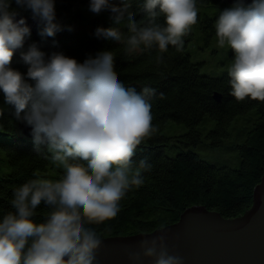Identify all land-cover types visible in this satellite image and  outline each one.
I'll return each mask as SVG.
<instances>
[{
	"label": "clouds",
	"instance_id": "clouds-1",
	"mask_svg": "<svg viewBox=\"0 0 264 264\" xmlns=\"http://www.w3.org/2000/svg\"><path fill=\"white\" fill-rule=\"evenodd\" d=\"M89 0L88 9L106 17L94 37L125 45V53L156 48L157 63L169 46L177 51L197 22L198 0ZM56 0H0V115L11 106L16 120L31 126L37 152L50 154L60 172L56 178L34 173L12 187L10 208L0 210V264H96L102 235L96 225L113 218L129 189L145 182L152 168L148 157L134 159L137 146L157 131L151 97L163 96L145 84L125 86L112 70V54L102 51L83 60L63 51L46 53L38 41H25L29 11L41 39L71 25L62 24ZM136 11L145 13L136 19ZM213 20L216 44L233 50L226 66L230 94L264 100V0H233ZM126 33V35L122 34ZM26 71L11 66L14 52ZM20 130V129H19ZM41 145L46 150L41 149ZM46 206L41 218L37 208ZM155 233V232H154ZM141 256L151 264H184L165 244V232H144Z\"/></svg>",
	"mask_w": 264,
	"mask_h": 264
},
{
	"label": "trees",
	"instance_id": "trees-1",
	"mask_svg": "<svg viewBox=\"0 0 264 264\" xmlns=\"http://www.w3.org/2000/svg\"><path fill=\"white\" fill-rule=\"evenodd\" d=\"M88 2L56 0L58 20L71 25V30L65 27L43 40L38 31L36 35L31 33L25 47L35 40L46 53L63 51L78 60L110 51L113 73L126 87L139 91L148 84L157 93H164L151 97L152 122L157 131L137 146L134 156H146L152 162V168L144 173L145 182L129 189L115 217L91 226L102 237L150 232L177 221L187 207L196 204L217 210L227 218L242 214L251 205L254 187L264 173V100H237L230 94L227 73H202L200 63L192 60L188 50L189 32L183 37L182 50L170 45L161 63L156 61V48L126 54L123 43L99 41L93 35L95 29L109 25L104 16L82 15L79 7L88 6ZM231 4L229 0H198L197 20L206 37L215 34L212 22L218 9ZM111 6L122 5L111 0ZM136 10L134 5L136 19L145 15ZM11 66L26 71L19 50L14 52ZM215 92L220 94L219 99L214 97ZM167 120L182 123L186 131L174 136L162 134ZM19 122L13 117L11 106H6L0 115V147L5 151L0 153V210L11 207L12 187L33 178L34 173L47 178L58 176L47 172L53 166L48 154L36 151L33 139L19 130ZM199 143L209 148L226 147L233 151L234 163L208 160L189 147ZM178 145L182 147L177 148ZM44 147L41 145L42 150ZM173 148L175 152L170 154L168 150ZM46 210L42 202L37 218Z\"/></svg>",
	"mask_w": 264,
	"mask_h": 264
},
{
	"label": "water",
	"instance_id": "water-1",
	"mask_svg": "<svg viewBox=\"0 0 264 264\" xmlns=\"http://www.w3.org/2000/svg\"><path fill=\"white\" fill-rule=\"evenodd\" d=\"M21 14L36 35L37 22L30 13ZM214 97L219 99L220 94L215 92ZM18 128L32 138L30 125L20 121ZM159 231L165 232L166 246L181 255L184 264H264V173L254 187L251 205L242 214L227 218L196 204L187 207L177 221L148 233ZM143 233L102 237L96 264H133L129 253L142 252L138 242L145 238ZM136 264H151V258L141 256Z\"/></svg>",
	"mask_w": 264,
	"mask_h": 264
},
{
	"label": "rangeland",
	"instance_id": "rangeland-1",
	"mask_svg": "<svg viewBox=\"0 0 264 264\" xmlns=\"http://www.w3.org/2000/svg\"><path fill=\"white\" fill-rule=\"evenodd\" d=\"M198 6V5H197ZM80 12L84 17L93 18V17H100L104 16L103 14L96 15L93 14L89 9L88 6H81L79 7ZM191 33V39L188 42V50L191 54V58L195 62L200 63V71L202 73L211 74V75H221L226 72V66L230 62V58L233 56V50L231 48L228 49V46L225 45L223 48L217 46L216 44V36L212 34L209 37H206L202 32L199 22L193 24L189 31ZM2 98L0 99V102ZM1 130V128H0ZM186 131V127L177 121L174 120H167L165 122L164 127L160 131L162 134L168 136H174L176 134L182 133ZM230 138H226V142H229ZM181 145H178L177 148H181ZM193 150L197 151L202 157L216 162H225V163H234L233 161V151H229L226 147L224 148H209L205 146L203 143H199L196 146H189ZM44 150L45 147H44ZM170 154L175 152V149L168 150ZM0 153H4V149L0 147ZM48 158L52 163V169L48 170L47 172L52 174H59L60 169L57 168L56 163L50 159V154H48ZM3 168L5 167L1 164ZM53 178V177H48Z\"/></svg>",
	"mask_w": 264,
	"mask_h": 264
},
{
	"label": "bare ground",
	"instance_id": "bare-ground-1",
	"mask_svg": "<svg viewBox=\"0 0 264 264\" xmlns=\"http://www.w3.org/2000/svg\"><path fill=\"white\" fill-rule=\"evenodd\" d=\"M232 3V2H231Z\"/></svg>",
	"mask_w": 264,
	"mask_h": 264
}]
</instances>
